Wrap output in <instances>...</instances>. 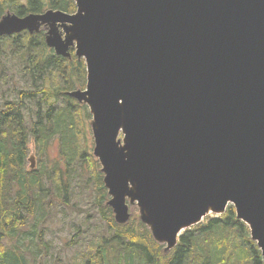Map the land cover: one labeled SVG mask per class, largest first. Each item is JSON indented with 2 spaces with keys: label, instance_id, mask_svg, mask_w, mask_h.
I'll use <instances>...</instances> for the list:
<instances>
[{
  "label": "water",
  "instance_id": "water-1",
  "mask_svg": "<svg viewBox=\"0 0 264 264\" xmlns=\"http://www.w3.org/2000/svg\"><path fill=\"white\" fill-rule=\"evenodd\" d=\"M0 20V37L45 28L74 49L107 205L127 199L159 242L227 203L264 260V0H73ZM123 136L118 139L119 133Z\"/></svg>",
  "mask_w": 264,
  "mask_h": 264
},
{
  "label": "trees",
  "instance_id": "trees-1",
  "mask_svg": "<svg viewBox=\"0 0 264 264\" xmlns=\"http://www.w3.org/2000/svg\"><path fill=\"white\" fill-rule=\"evenodd\" d=\"M50 1L48 7L40 0H5L10 6L0 2V17L7 10L18 16L75 11L71 0ZM37 54L46 56L33 66ZM59 64L68 65L65 72ZM84 76L82 61L74 56L68 61L46 48L43 31L0 38V264H57L50 260L64 248L71 254L68 264H262L231 207L184 232L168 253L138 220L114 222L85 134L90 115L65 95L83 89ZM50 96L61 101L46 104ZM53 149L58 155L50 163ZM29 152L37 157L32 169L26 167ZM76 194L88 199L92 210L82 219L68 209L79 213L75 205L69 207ZM57 213L66 218L51 229ZM64 227L70 235L62 241L58 232Z\"/></svg>",
  "mask_w": 264,
  "mask_h": 264
},
{
  "label": "rangeland",
  "instance_id": "rangeland-1",
  "mask_svg": "<svg viewBox=\"0 0 264 264\" xmlns=\"http://www.w3.org/2000/svg\"><path fill=\"white\" fill-rule=\"evenodd\" d=\"M4 1L5 0H0V2H3V3H4ZM40 3L43 6H48V7L51 5L50 0H40ZM8 6H10V4L9 5H5V3L3 4V7H8ZM5 10H6V8H5ZM21 53H23L24 55H27L25 50H21ZM43 56H46V55L45 54L44 55L37 54L36 56H34L33 62L31 64L33 66L37 65ZM67 66H68L67 64H59L58 69L63 70L65 72L67 69ZM65 95H67V92ZM51 97L52 96L45 98L46 104H51V103L57 104L58 102L61 101V98H59L60 96L58 98H54V99H51ZM78 104L79 103H77V105ZM79 106H80V104H79ZM85 134L87 135L88 139L90 140V143H92V138H91L92 126H91L90 122L88 123V126L85 127ZM49 155H50L49 161L51 163L55 159V157H56L55 155H58L57 149H53V151L51 153H49ZM94 157H95V160L98 159V157H96V156H94ZM36 161H37V157H36L35 152H29V154L26 158V167L27 168L34 167V165L36 164ZM30 169H32V168H30ZM72 205H75L76 207L79 208V213H74L72 209L68 208L70 210V212L72 213V216L77 217L78 219H82L86 215L92 214L91 213L92 210L90 209V206L88 204V199H84L81 194H76L75 196H73L70 199L69 207ZM132 214H135L137 216L135 219V222H134L135 224H137L136 222L138 220L139 223H141L143 226H145V223L141 220L140 215L139 216L137 215L136 210H132ZM112 216H113V214H112ZM57 217H58L57 221L51 227V229H54L56 227L60 228V222L59 221L66 218V216L63 213H57ZM94 223L98 228L100 227L99 223L95 222V220H94ZM58 235L62 239V241H64L70 235L68 228L64 227L63 229H61L58 232ZM55 242L57 244V247H59L60 241L55 240ZM70 256H71L70 253L65 252V248L61 249L59 251L56 249L55 255L51 258L50 261H56L57 264H68Z\"/></svg>",
  "mask_w": 264,
  "mask_h": 264
}]
</instances>
